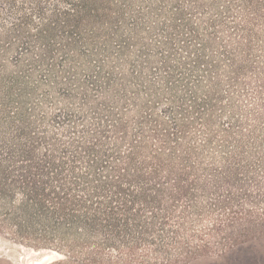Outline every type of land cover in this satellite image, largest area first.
I'll use <instances>...</instances> for the list:
<instances>
[{"label": "rangeland", "instance_id": "374dc122", "mask_svg": "<svg viewBox=\"0 0 264 264\" xmlns=\"http://www.w3.org/2000/svg\"><path fill=\"white\" fill-rule=\"evenodd\" d=\"M52 252L264 264V0H0V264Z\"/></svg>", "mask_w": 264, "mask_h": 264}, {"label": "bare ground", "instance_id": "6f19581e", "mask_svg": "<svg viewBox=\"0 0 264 264\" xmlns=\"http://www.w3.org/2000/svg\"><path fill=\"white\" fill-rule=\"evenodd\" d=\"M58 255H59L58 253L52 252V253L44 255L38 260L33 261L31 264H51L53 261L58 259L56 257Z\"/></svg>", "mask_w": 264, "mask_h": 264}, {"label": "trees", "instance_id": "16d2710c", "mask_svg": "<svg viewBox=\"0 0 264 264\" xmlns=\"http://www.w3.org/2000/svg\"><path fill=\"white\" fill-rule=\"evenodd\" d=\"M67 188V187H66ZM63 205V204H62ZM81 205H82V203H81Z\"/></svg>", "mask_w": 264, "mask_h": 264}]
</instances>
